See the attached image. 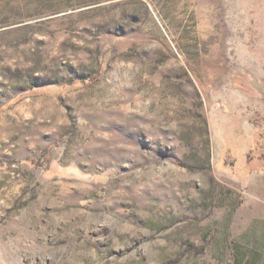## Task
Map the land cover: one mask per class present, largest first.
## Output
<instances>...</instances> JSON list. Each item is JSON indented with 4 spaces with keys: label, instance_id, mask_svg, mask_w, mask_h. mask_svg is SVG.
Returning a JSON list of instances; mask_svg holds the SVG:
<instances>
[{
    "label": "rangeland",
    "instance_id": "374dc122",
    "mask_svg": "<svg viewBox=\"0 0 264 264\" xmlns=\"http://www.w3.org/2000/svg\"><path fill=\"white\" fill-rule=\"evenodd\" d=\"M0 264H264V0H0Z\"/></svg>",
    "mask_w": 264,
    "mask_h": 264
},
{
    "label": "trees",
    "instance_id": "16d2710c",
    "mask_svg": "<svg viewBox=\"0 0 264 264\" xmlns=\"http://www.w3.org/2000/svg\"><path fill=\"white\" fill-rule=\"evenodd\" d=\"M180 164L182 166H185V167L189 168V169H192L191 167H188V166H186L183 163H180ZM211 240H212V238H210V237H208V235H206L204 237V243H202L200 245L199 244L198 245L197 244H194L193 242H190V241H185L184 242L185 249L187 251L193 252L195 254H202V253H204V251H205V249L207 247V244H209Z\"/></svg>",
    "mask_w": 264,
    "mask_h": 264
}]
</instances>
